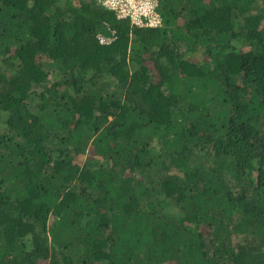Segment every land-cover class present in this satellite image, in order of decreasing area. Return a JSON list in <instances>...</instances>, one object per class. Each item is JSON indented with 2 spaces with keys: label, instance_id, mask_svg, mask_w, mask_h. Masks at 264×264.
<instances>
[{
  "label": "trees",
  "instance_id": "trees-1",
  "mask_svg": "<svg viewBox=\"0 0 264 264\" xmlns=\"http://www.w3.org/2000/svg\"><path fill=\"white\" fill-rule=\"evenodd\" d=\"M159 5L0 0V264H264V0Z\"/></svg>",
  "mask_w": 264,
  "mask_h": 264
},
{
  "label": "built area",
  "instance_id": "built-area-1",
  "mask_svg": "<svg viewBox=\"0 0 264 264\" xmlns=\"http://www.w3.org/2000/svg\"><path fill=\"white\" fill-rule=\"evenodd\" d=\"M108 10L116 13L118 18L130 19L132 24L140 27L162 26L163 18L159 10L160 0H99ZM101 43L111 42L100 36Z\"/></svg>",
  "mask_w": 264,
  "mask_h": 264
}]
</instances>
